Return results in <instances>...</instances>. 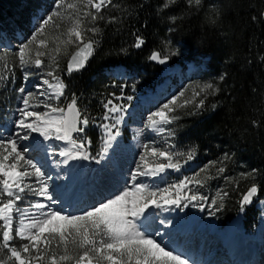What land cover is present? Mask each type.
I'll use <instances>...</instances> for the list:
<instances>
[{
	"label": "snow or ice",
	"instance_id": "1",
	"mask_svg": "<svg viewBox=\"0 0 264 264\" xmlns=\"http://www.w3.org/2000/svg\"><path fill=\"white\" fill-rule=\"evenodd\" d=\"M175 2L176 0H167L163 6L167 8ZM112 3L113 0H56L54 10L41 19L31 40L22 44L16 53V59L24 69L44 68L46 65L42 57L46 55L51 57L52 63L47 65L49 71L45 75L48 78L36 86L37 92H26L23 87L19 89L24 95L21 96L22 106L17 109V118L13 121L16 131L6 139L0 138V264H189L183 254L177 253L156 238L160 236L159 231H150V209L165 205L180 206L182 200L206 199L198 193H182L185 189L192 191L189 185L203 187L207 180L213 178L207 175L212 168H215L218 174H223L225 168L218 166L222 161L209 162L192 177L186 176L177 184L148 191V186L139 182L140 177H154L169 168L179 171L181 165L179 161L172 162L171 151L145 145V149L153 156L162 157L168 163L156 164L154 168L138 166L136 172L131 175L133 184L130 189L125 187L114 192L111 197L101 199L81 209L79 213H73L63 207H54L58 201L50 193L47 182L50 178L46 176L44 160L39 156H31L35 151L43 152L46 157L52 145L44 142L54 140L71 145V148L59 152L61 157H65L63 163H67L68 159L89 158L84 151V138L81 137L84 142L78 143L73 135L84 133L90 122V118L79 109L77 98L73 95L63 107L59 103H53L59 102L64 96V84L56 74L59 68L57 57L61 53V44H75L77 50L67 62V71L71 73L82 68L87 57L94 51L95 45V40L85 37L88 33H98L97 24L104 20L102 9ZM187 3L194 7L200 5L201 0H187ZM65 16L72 21L71 26L60 34L65 39L61 41L60 36H57L59 43L50 51L47 41L40 39L35 55L30 54L27 50L29 45L36 41L37 36H42L50 24L59 29L60 24L57 21H63ZM170 19L174 22L176 17ZM114 20L115 17L109 22ZM143 44V39L137 37L134 47L140 48ZM41 48L45 51H41ZM168 58L161 57L158 52H153L150 56L152 61L161 64ZM5 70L11 71L7 65ZM5 78L0 76V79ZM220 79L223 80L224 76L221 75ZM189 88L172 94L158 106L147 117V126L159 134L174 136V130L168 126L180 118L179 113L186 111L192 115L194 110L203 109L207 96L218 91L212 83L196 85L191 97H186ZM41 108L44 110H38ZM104 108L107 110L104 119L107 120L111 115L115 120V124L102 125L106 135V152L110 142L116 138L112 129L122 120V116L115 114L122 113L124 108L113 104L112 100L105 103ZM33 133L39 134L43 141L34 139ZM30 140L31 144L25 143ZM228 158L226 155L225 159ZM192 159L193 153L189 152L187 160ZM141 160H145V157L141 156ZM142 167L145 170L142 171ZM202 173L205 174L203 177ZM248 175L252 176L253 173ZM33 180L34 184L31 182ZM257 192L258 187L255 184L246 190L240 202L241 211L252 202ZM220 195L223 198L227 192L222 191ZM29 196L43 198L47 203L35 200L26 208L17 206V202L24 201ZM212 203L215 204V200ZM14 213L17 221L15 227ZM17 240L22 242L18 246L14 243Z\"/></svg>",
	"mask_w": 264,
	"mask_h": 264
},
{
	"label": "trees",
	"instance_id": "2",
	"mask_svg": "<svg viewBox=\"0 0 264 264\" xmlns=\"http://www.w3.org/2000/svg\"><path fill=\"white\" fill-rule=\"evenodd\" d=\"M166 2L113 0L102 9L104 20L97 24L98 33L91 34L95 48L84 68L70 74L62 63L56 72L64 84V97L75 95L78 106L95 120L110 99L107 86L121 89L114 94L128 93L120 82L104 78L108 68L122 64L135 73L146 71L150 88L159 81L160 69L148 60L153 51L170 45L177 51L170 61L182 64L205 58L206 67L200 73L218 91L207 96L203 109L192 115L179 113L172 128L179 150L188 148L202 165L222 161L218 166L225 172L210 169L207 175L213 178L203 185L209 190V202L215 200L213 214L223 223L239 212L252 184L258 187L255 198L264 197V0H201L194 7L187 0H176L165 8ZM39 5L40 0H0V31L8 36L28 33L30 17ZM170 17H176L175 21ZM137 37L144 41L140 48L134 47ZM21 85L18 77L14 90L9 91L12 85L3 86L0 79V122L7 115V103H15L14 93ZM87 138L96 146V130L88 129ZM218 187L227 195L211 197ZM255 198L243 209L249 229L256 221Z\"/></svg>",
	"mask_w": 264,
	"mask_h": 264
},
{
	"label": "rangeland",
	"instance_id": "3",
	"mask_svg": "<svg viewBox=\"0 0 264 264\" xmlns=\"http://www.w3.org/2000/svg\"><path fill=\"white\" fill-rule=\"evenodd\" d=\"M71 2V0H69ZM56 4V0H40V5L37 7L36 13L33 15L31 19V26L29 32L26 34L27 36H23L21 33H17L15 36L11 37H1L0 34V52L3 54L0 58L1 71L0 76L6 77L5 79H1L3 86L9 84V80L11 81V88L9 87V91L13 88V84L18 80V77H21L22 86L26 92L32 91L37 92V85L42 84V80L46 77L45 73L49 71L47 67L48 64L52 63L50 56H44L42 59L45 60L44 68H35L29 67L27 69L22 68L19 65L18 60L16 59V53L19 50V47L27 43L32 38V34L36 25L41 21L42 18L46 17V15L50 14L52 10H54ZM60 24V28L56 29L53 24L47 26V30L45 33L40 36H37L36 41L29 45V49L27 51L30 52L33 56L37 50L40 39H45L48 44V50L56 47V44L59 43L57 41V36H60V40L65 39L64 36L60 34L65 32L68 27L71 26L72 21L65 16L63 21H57ZM91 33L86 35V39H90ZM164 47V48H163ZM161 48L160 55L174 58L177 56L176 48L170 47V45H165ZM77 48V45H67L64 46L61 44V53L57 57V62L59 63V68L64 64L69 54ZM41 51H45V49L41 48ZM66 53V54H65ZM175 53V54H173ZM55 55V53H53ZM203 57H197L195 60L187 63V65L182 66L176 62H171L169 65L161 66L160 78L161 83L156 88L155 91L150 93H142V89L146 87V83L150 78V74L146 71H142V77L134 76L131 81H129L128 94L119 95L114 94L117 89L113 84L111 86H107L109 88L108 99L113 101V104H119L123 108L125 104L129 103L131 99L128 97L135 96L137 99L134 101V105L130 108H124L122 113H117L115 115L122 116L121 122L116 125L114 129H112L113 134L116 135L115 140L110 142V145L107 147V151L105 152V130L102 127L103 124H115V120L110 115L107 120L104 119L105 112L100 116V127L97 128V144L90 147L89 140H86V130L91 127H96L99 124L92 123L87 126L85 132L82 134H77L74 136L77 139V142H85V154L89 157L88 159L80 158V161L86 162L87 170L83 177V182L85 185L89 184V187H92L90 190L87 189L88 193H86L85 197L79 204L76 205L75 208H71L69 203H66V206H61L60 203L63 202L62 197L63 194L70 192V179L71 171L67 168L69 167V162L72 159H68L67 163H63L65 157H61L59 152L66 148H71V145L62 142V141H47L46 143L52 145V149L48 150V154L45 157L43 152H35L31 153L32 157L39 156L44 160V170L46 172V176L50 179L47 180L49 184L50 193L53 195L54 199L58 201L54 207L60 208L63 207L69 212L79 213L81 209L87 208L90 205L96 203L97 201L104 199L106 197H111L114 192L118 190H122L125 187L131 188L133 181L131 180V175L136 172L137 167L140 165H145L147 168H154L156 164L160 163H168L162 157L153 156L150 151L145 149V145L149 148L158 147L164 151H171L173 153V161H179L181 168L179 171L174 169H166L162 173H158L156 176H146L140 177L139 182L148 186V191H156L157 189H163L169 187V185H174L179 183L184 177H192L193 174L198 171L201 167L205 165H197L195 161V156L193 155L192 160H187V155L191 152L188 148L184 150L181 148L180 150L176 148L175 141L176 136H167V134H159L152 128L148 127L147 117L151 115L153 111L157 109L162 103L166 101V99L170 98L172 94L180 91L183 88H189V91L186 93V97H191L192 91L196 90V85L203 86L209 83L208 78L204 77L200 72L202 69H205L206 64L204 63ZM5 65L8 66L11 71L5 70ZM57 69L60 71V69ZM10 72V74H9ZM21 72V73H20ZM58 72V71H57ZM56 74L60 77V73ZM27 76V78H25ZM122 74L114 69H107L104 72V78L109 80H115L114 78H120ZM61 80V79H60ZM106 81V80H104ZM54 83V81H53ZM136 85L138 89H135ZM46 87V86H45ZM162 90V92H160ZM121 92V89L118 90ZM24 95L17 90L16 93V103L14 106H9L10 111L3 121V124H0V138H8L12 136L16 129L13 124V121L17 118V109L21 107V96ZM115 96V97H114ZM119 98V99H117ZM43 99V98H42ZM68 97H61L59 102L53 101V103H59L61 107L65 106L69 102ZM146 100V102H143ZM146 104V105H143ZM83 106L81 111L84 115H89L84 112ZM38 110H44L43 108ZM181 113V112H180ZM90 118V117H89ZM90 122L92 119L90 118ZM89 122V123H90ZM173 124V123H172ZM172 124L168 127L172 128ZM118 133V134H117ZM32 137L36 140L42 138L37 133H33ZM81 137L84 138V141L81 140ZM25 143L31 144L32 141H27ZM63 144V145H62ZM55 153V155H53ZM183 153V155H179ZM192 153V152H191ZM141 156L145 157V160H141ZM78 159V158H77ZM88 164V165H87ZM141 170H145L143 167ZM205 175V174H201ZM202 176V177H203ZM33 184L34 180L31 181ZM87 182V183H86ZM88 186V185H87ZM204 186V185H203ZM189 188L192 190L189 192L188 189H185L182 195H190L193 192L198 193L199 195H203L208 198V203L203 206L204 200L190 201V200H182L180 206H162L160 208L152 207L150 209V217L149 223L151 224L150 231H159L160 236L156 237L159 241H163L166 243L169 248L175 250L177 246L184 243L185 240H181L179 233L173 232V227L178 223L181 225L180 228L186 227L189 222H192V226L199 227L200 221H204L207 224V228H210L214 224L213 216L211 213L214 210L210 207L212 205L209 204V190H205L204 187H197L195 185H189ZM209 189V188H208ZM207 192V193H206ZM222 192L221 188H215L212 191L211 197L213 198H221L220 193ZM175 190H173V195L175 196ZM66 197H69L68 195ZM224 197V196H223ZM35 200H41V202L47 203L43 198L40 197H27L24 201L17 202V206L20 208H26L29 203L34 202ZM219 200V199H218ZM203 206V207H202ZM256 207L259 209L258 216V226L257 230L253 233V235H242V229L237 233V238L243 241H251L255 245V250H259L258 253L256 251L255 261L253 264H264V199H261L256 204ZM240 217V218H239ZM239 220L243 219L242 213L239 215ZM163 222V223H162ZM16 219L14 213V227L16 226ZM173 225V227H172ZM178 228H176L177 230ZM179 230V229H178ZM206 232V231H204ZM209 232V231H208ZM202 238V236H200ZM199 239H188L186 243H192L196 246L197 241H199V246H201L202 240ZM183 239V238H182ZM205 240V239H204ZM213 243V239L209 237V243L207 246ZM215 245L217 242H215ZM173 244H175L173 246ZM247 245V243H240ZM204 247H207L203 243ZM179 248V247H178ZM177 252L179 254H182ZM191 262V261H189ZM195 264V261L192 260V263ZM199 264V262H198ZM213 264H216L214 262ZM219 264H221L219 262Z\"/></svg>",
	"mask_w": 264,
	"mask_h": 264
},
{
	"label": "bare ground",
	"instance_id": "4",
	"mask_svg": "<svg viewBox=\"0 0 264 264\" xmlns=\"http://www.w3.org/2000/svg\"><path fill=\"white\" fill-rule=\"evenodd\" d=\"M40 141H43V138H40L38 139ZM45 144L46 141L44 142ZM70 171H71V179H70V192L67 193V195L69 197H66L67 195L66 194H63V197H62V200L63 202L60 203L61 206H66V203L71 206V207H75L77 204H79L85 197L86 193H88L87 189L90 190L92 187H89L90 185L87 184L85 185V183L83 182V177H84V174L86 172V162H83V161H80V158H76V159H72L70 160L69 162V167H67ZM87 183V182H86ZM234 224L239 222V218L237 217L235 220L232 221ZM232 223V224H233ZM191 222H189V224L187 225L188 227H191ZM178 226V225H177ZM195 226V225H194ZM173 227V225H172ZM189 234H192L191 231H189ZM198 239L199 238V235L198 233L194 234V239ZM209 243V235L207 236V238H205L204 240V244L207 246V244ZM212 245V244H211ZM242 245V244H241ZM193 247H195L193 245ZM213 245L210 247L207 246V247H204L203 250H210L212 249ZM224 248L221 247L219 250H216L215 251V257L212 258L208 264H213L214 262H218V257H222V255H224L222 252H223ZM245 251H248L247 248H245ZM246 255L245 252H243L242 254H240L237 258H241L242 256ZM193 261H196V259H192ZM192 260H189V261H192Z\"/></svg>",
	"mask_w": 264,
	"mask_h": 264
},
{
	"label": "water",
	"instance_id": "5",
	"mask_svg": "<svg viewBox=\"0 0 264 264\" xmlns=\"http://www.w3.org/2000/svg\"><path fill=\"white\" fill-rule=\"evenodd\" d=\"M94 47H95V45H94ZM76 50H77V48H76L71 54H73ZM153 52H157V51H153ZM153 52H152V53H153ZM152 53H151V54H152ZM71 54L69 55L68 59L66 60V63H65V64H66V69H67V62H68V60L70 59ZM151 54H150V56H151ZM89 56H90V55H89ZM89 56H88L87 59L85 60V62H84V66H85L86 63H87V60H88ZM150 56H149V58H148L149 62H151V63H153V64H155V65H158V66H165V65H168V64H169V59H167V61H166L165 63L161 64V63H159L158 61H152V60L150 59ZM84 66H83L82 68H84ZM82 68H80V69H78V70H74L73 72H71V74H72V73H77V72H79ZM74 134H76V133H74ZM74 134H73V135H74Z\"/></svg>",
	"mask_w": 264,
	"mask_h": 264
}]
</instances>
